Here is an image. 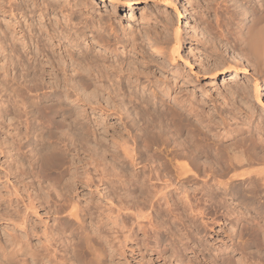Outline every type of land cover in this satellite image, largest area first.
Segmentation results:
<instances>
[{
  "label": "bare ground",
  "instance_id": "6f19581e",
  "mask_svg": "<svg viewBox=\"0 0 264 264\" xmlns=\"http://www.w3.org/2000/svg\"><path fill=\"white\" fill-rule=\"evenodd\" d=\"M101 1L112 5L118 2L125 9L133 4L132 0ZM173 1L169 3L172 7V12L176 13L179 21L180 8L178 3ZM246 3L243 9L240 6L241 11L230 9L228 6L225 7L224 11H221L227 14V17H225L224 33L220 31L219 40L221 41V37H224V42L229 45L230 50L244 56L246 64L241 67L242 71L246 72L247 66L251 67L252 89L256 102L261 104L259 97L260 86L264 84V0H247ZM44 4L45 9L50 6L54 10L51 2L47 3L46 0ZM57 8L63 12L61 6H57ZM25 9L23 10L21 6L9 4L7 11L14 21L9 20V18L6 19L5 15H3V24H0V72L3 77L8 78L9 82L11 81V84H17L18 87L22 84L28 87L29 90L34 91V94L28 96L29 91H25L26 89L23 93H19V88L14 87L18 92L15 97H19L21 107H28L25 105L27 100H23L26 97L23 94H27L28 99L31 98L33 100L31 101L34 105L33 109L29 111H25V109L23 111L24 114L31 113L32 117L37 118L36 120H41L45 124L44 128L47 130L46 136L40 141L42 157L47 164L46 166L37 164L33 173L38 178L40 176L43 178L44 175L42 174L45 171L51 172L52 170L57 173L60 180L65 174L69 176L65 181L66 184L61 188L59 186L60 193L57 192L59 199L54 202V207L55 213L58 214L59 225L71 234L72 230L75 231L77 227L74 226V228L69 222L82 224L87 213L78 199V184L75 180H72V178L76 177V172L71 165L80 151L82 153L87 151L89 156L86 160L87 164L91 165L93 171L98 172L94 187L100 196L106 200L105 222L97 221L98 223L95 227L97 237H90V234L85 232L80 239L85 251L93 256L94 261L85 252L81 251L80 264H99L101 261L104 253V248L100 242L102 238L100 227L102 226L108 227L111 256L113 258L120 254L125 255L127 251H130V253L137 251L141 255H143L141 251H145L148 256H146L147 260H145L144 264H155L156 262L159 264L160 260H162L161 264H170L168 261L171 258L178 264H182L181 255L188 249V243L187 241L179 243L182 242L181 238H176L172 225H181L180 229L182 227L186 231L183 233L185 239L191 242L195 236L200 235L202 232L206 233L213 224H216L212 213L208 209L207 201L210 202V205L208 204L209 207L215 206L218 209L229 207L226 212L231 211V214H233L235 207L230 206L232 203H226V197L228 196L231 197L232 201H237L238 205L255 206V223L250 217V221H244L245 219L239 213L234 215V217L232 216L233 218H228L231 225L229 229L223 231L227 239L225 248L216 249L215 254L211 256L213 257L212 259L209 256L206 257V251H209V247L200 242L198 249L193 248L194 257L187 258L186 263L205 264L204 262H196L197 254H200L205 258L207 264L212 263L217 258L221 260V264H264V138L260 134L264 127L256 125L254 134L256 133L257 135L255 136L257 137L255 138L249 131H246L248 133H242L243 136L237 137V131L234 128H229L224 132L227 139H218V142H212L210 147L211 143H208L210 139L208 140L207 132H201V129L194 123L195 120L201 123L204 116L203 111L194 104L191 98L187 96L184 99H178V97L173 96L174 103L170 106L168 104L169 110L167 109L168 111L164 112V115L168 116L165 120H169L174 124L173 131L168 134V132L163 130V111L159 112L158 109L153 108L152 112H149L150 109L148 108V111H145L146 117L144 114L139 113L137 108L141 107L143 103L147 102L148 104L150 98L147 99L148 97L146 98V96L145 98L140 97L139 93V97H135V95L130 93L127 96L129 97L127 98L128 102H126L131 105L132 111L134 108L136 109L134 110L135 115L138 114L144 118L142 120L146 126H138L133 121L128 123V118H132L130 108L127 107L125 101L123 102V107L121 104H117L116 111L113 109L115 111L114 115L117 114L122 122L121 124L124 125V130L128 132V139L115 143V155L113 157L117 164L120 162V164L124 165L127 163L124 159H127L132 167L140 165L141 170L136 171L134 168L130 175L127 176L122 173L121 165L117 166L116 163L109 169L106 163L102 161V156L98 155V153L102 152V149L97 152L94 151L98 150V146L102 144L97 137L96 128L89 123L90 121H87L85 108L68 107L65 100L70 99L76 103L80 102L82 106L88 104V107L93 110L92 100L103 96L100 92L108 88L104 85L105 83L102 79L110 81L117 78L115 80L117 86L113 82H111V86H114V88L112 87L114 91L119 93V90L124 87L122 85V75L116 69L108 70L111 66L105 63V56L99 59L97 56H91L86 53V50L92 53L91 45L85 42L87 39L86 32L83 31L82 27H76L77 23L73 22L71 12H63L65 16L64 23L69 29L62 31L57 29L60 23L58 20L55 21V25L58 24V26H53L51 29L45 22L39 23L37 26L32 25L28 14L32 11ZM45 9L44 11H46ZM39 11L40 17L47 15L42 10ZM5 13L6 11H3V14ZM19 14L21 17L23 16L22 22L18 18ZM169 19L172 25V18L170 17ZM87 26L86 24L85 28ZM71 29L73 30L72 33H70ZM180 31V27L177 25L173 31V45L170 47V51L168 50V59L169 57L175 59L176 56L180 55L179 49L184 41ZM82 36H84L83 42L86 43L84 47L79 42ZM32 37L35 38L34 49H30L28 43L29 40L31 43ZM91 38L94 44H101L102 47L109 49V51L115 50L114 44L111 43L109 38L99 34H93ZM62 39H66L71 45L68 46L67 42L64 43L63 50L60 51ZM74 48L81 50L78 52ZM156 52L158 51L156 50ZM65 57L71 60L72 66L75 64V67L73 66L72 68L75 74L70 78H67L66 75L67 63H65ZM236 65L230 62L222 63L217 65L214 70L211 68L213 71L210 73L216 75L228 71L237 72L238 66ZM95 67L98 70L94 74ZM18 68H21L24 72L23 76L26 79H23V83L16 80L15 77L9 78L8 72ZM56 71L60 72L61 76ZM46 75L52 79L51 82L45 81L44 77ZM43 86L49 88V91H44ZM89 86L93 87L90 93H86V91H82L83 93L78 92V88L87 89ZM233 88L235 89L234 92L240 90L237 85L233 86ZM42 89L43 91L40 92ZM107 94L109 98V93ZM165 95L169 96V93L165 92ZM151 96L153 97L152 99L159 98L162 102L164 100L161 96L159 97V94L157 96L155 90L151 91ZM164 103L166 104V102ZM4 104V102L0 104V107H4ZM120 106L124 113L117 111ZM106 115L109 116L110 114ZM193 117L196 118L194 121ZM27 119L26 117L25 123ZM96 125L103 126L98 120ZM257 139L263 143V148L260 151H257ZM91 142L94 148L92 151L89 150ZM209 148L214 150L211 155L213 165L205 166L204 163L201 169L197 161L198 156L201 153L206 155ZM119 153H122V157ZM56 158L61 161L58 166L53 163L55 160L58 161ZM91 180L92 176L86 171L84 181H87L88 186ZM104 180L105 182H103ZM198 181H202V185L199 188L192 187L191 190L187 189V185H193ZM99 185L104 186L102 187L104 193L102 189L98 188ZM212 186L216 187L212 190ZM31 208L33 213L37 214L36 205L32 204ZM231 214L226 216L230 217ZM25 221L22 216V218L12 221V225L23 230ZM245 235L249 236L254 242L252 246L253 252L249 250L250 244L247 241H240ZM175 240L179 244L175 243ZM26 241L20 235H15L7 240L8 244H4L0 240V254L3 257L7 253L16 254L18 257L22 256V258L25 255H30L31 264H66V257L63 258V255L58 256L55 248L51 249L47 245L45 251L41 253L37 247H29ZM233 252H240L246 255L247 259H245L247 261L240 260L235 263L231 256ZM254 256L255 261H253ZM242 258L244 259V257ZM18 264H28V262L24 258L19 260ZM125 264H131L127 257Z\"/></svg>",
  "mask_w": 264,
  "mask_h": 264
},
{
  "label": "rangeland",
  "instance_id": "374dc122",
  "mask_svg": "<svg viewBox=\"0 0 264 264\" xmlns=\"http://www.w3.org/2000/svg\"><path fill=\"white\" fill-rule=\"evenodd\" d=\"M170 1L173 0H132L133 4L125 9L122 8V5L118 2L112 5L107 2V4L102 1L100 2V0H47V3L51 2L53 5V10L50 6L45 9L44 3H46V0H0L1 25L3 24V15H5L6 19L9 18V20L14 21L7 11L9 4L21 6L23 10L26 8L25 10L32 11L28 13L30 16L29 21L31 20L32 25L37 26L39 23L45 22L51 29L53 26H58V24L55 25V21L58 20L60 23L57 29L62 31L64 29H69L64 23V13L67 11L71 12L73 22L77 23L76 27H82L83 31L86 32L87 39L85 42L91 45L92 53L87 50L86 53L91 56H97L99 59L105 56L107 58H105V63L110 64L112 67L108 70L116 69L117 72L122 75V85L124 87H122V90H119V93L114 91V86H111V82L115 83L117 78L115 80L111 79L112 81L102 79L105 83L104 85L109 89L105 88L104 91L100 92L103 96L92 100L91 105L94 106L93 110L88 107V104L82 106L80 102L76 103L70 99L65 100L68 107L85 108L87 121H90L89 123L96 128L97 137L102 144L98 146V150L94 151L97 152L102 149V152L98 153V155L102 156V161L106 163L109 169L117 164V161H115L113 157L115 155V143H120V141L128 139V132L124 130V125L121 124L122 122L119 120L117 114L114 115V112L118 107L117 104H121L123 107V102H128L127 98L129 97L127 96L130 93L135 95V97L140 96L145 98L146 96V98L148 97L147 99H152L151 91L155 90L157 96L159 94V97L161 96L164 99L163 102L159 100V98L149 99L148 104L146 102L143 103L141 107L139 106L137 111L144 114L146 117L148 108L150 109L149 112H152V109L156 108L159 112L163 111L162 115H164V112L169 110L168 107L174 103L173 96L178 97V99H184L187 96L191 98L194 104H196L198 108L200 107L199 109H201L204 114L201 123L197 122L194 117L192 119L193 121L195 120L194 123L201 129V132H207L208 140L210 139L208 143H211L210 147L212 146V142L216 143L218 139H227L224 132L229 128H234L237 131V137H241L243 136L242 133H248L246 131H249L255 138L257 137L255 136L257 134H254L256 125H262L264 127V84L260 86V104L256 102L255 94L252 89V80L250 79L251 67L247 66V71H242L241 67L246 64L244 56L236 51L230 50L229 45H226L224 42V37H221V41L219 40L220 31L224 33L225 17H227V14L221 11H224L226 6L230 9L241 11V8L243 9L247 4V0H174L175 3H178L180 8L179 13L181 15L179 16V21L176 13L172 12ZM57 6H61L64 13L59 11ZM43 8L46 11H44ZM39 10L47 13V15H42L40 17ZM3 11H6V13L3 14ZM170 17L172 18V25L169 22ZM18 18H20L22 22L23 16L21 17L19 14ZM86 24L88 28H85ZM177 25L180 27V34L184 37V41L179 49L180 55L176 56L175 59H171L170 57L168 59L167 54L170 51V47L173 45V31ZM72 32L73 30L71 29L70 33ZM93 34H99L105 38H109L111 43L114 44L115 48H113L116 52L109 51V49L102 47L101 44H94L91 38ZM34 39L35 38L32 39L31 43L30 40L28 41L30 49H34L35 47ZM83 40L84 36L80 38L79 42L84 47L86 43L83 42ZM66 42V39H62L60 51L63 50V44ZM70 45L68 43V46ZM74 50L79 52L81 49L74 48ZM156 50L158 52H156ZM1 59L3 58L1 57ZM65 59V63H67L66 75L67 78H70L75 74V71L73 72L72 70L75 64L72 66L71 60L68 57H65ZM227 62L235 65L237 64V72L228 71L216 75L210 73L217 65ZM97 70L98 68L95 69L94 74L97 73ZM56 72L61 76L60 72ZM8 73L10 79L15 77L16 80L20 82L26 79L23 76L24 72L21 68L10 70ZM44 78L47 82L52 81L47 75ZM235 85L240 89L238 92H234L235 89L233 86ZM14 87L17 89L19 88V93H23L26 89L25 91H29L28 96L34 94V91L29 90L28 87L22 84L19 87L17 84H11V81L9 82L8 78L3 77L0 72V104L3 102L6 104H4V107H0V240L3 241L4 244H8V242H6L7 240L13 238L15 235H20L23 239L27 240L26 242L29 244V247H37L41 253H43L47 245H49V248L56 249V254L58 256L63 255V258L66 257V264H80L82 252L87 254L80 242L82 235L87 232L90 234V237H97V232L95 230L98 223L97 221L101 223L105 222L104 213L107 209L106 200L100 196L94 187L98 172L93 171L91 165L87 164L86 160L89 157L87 151L83 153L80 151L81 153L79 152V155L77 157L75 156L74 163L71 167L75 169L76 177L72 178V180H75L78 184V199L81 201V205L87 213L82 224L68 221L73 227L76 226L77 228L75 231L72 230V234L66 232L59 225V220L57 219L58 214L55 213L54 202L58 201L59 198L57 194L60 193V188L66 184L65 181L69 176L65 174L62 180H60L57 173L52 170L51 172L45 171V173L42 174L44 175L43 178L41 176L38 178L34 175L33 170L37 164L45 166L47 164L40 150V141L46 136L47 130L44 128L45 124H43L41 120H36L37 118L35 119V117H32L33 115L31 113L24 114L23 111L25 109V111L33 109L32 107H34V105L31 102L33 100L31 98L28 99L27 94H23V96H26L23 100H27L26 102L24 101L25 105L29 108L21 107L19 97H15L18 92ZM43 89L44 91H49V88L45 86H43ZM43 89L40 90V92H42ZM92 89V86H89L87 89L78 88V92L83 93L86 91V93H90ZM163 91L168 92L169 96H166ZM107 93H109V98ZM115 94L117 95L115 96ZM164 102H166L167 105ZM121 106L117 111L124 113V111L121 110ZM127 107L130 108L129 110L131 111L132 117L128 118V123L133 121L136 122V125L145 127L146 124L142 120L144 118L140 117L138 114H134V110L136 109L134 108L132 111L129 103H127ZM100 108H103L101 109L102 111ZM108 113L110 114L109 116L106 115ZM165 116L166 115L162 116L164 122L163 130L169 134V132L171 133L173 131L174 124L169 120H165L168 117ZM26 117L29 119L26 121L27 125H25ZM56 117L59 118L58 116ZM149 118L151 117L149 116ZM97 120L101 122L104 127L97 126ZM260 134L264 138V130L261 131ZM257 144V151H260L263 148V143L257 139ZM89 147L90 151L94 149L92 142ZM208 150L206 155L201 153L198 156L197 161L201 169L204 163L205 166L213 165L211 155L214 150L213 148H209ZM119 154L122 157V153ZM59 158H56L58 161L55 160L53 162L55 166L60 164L61 161ZM124 160L128 163L127 159ZM127 163L122 165L119 162L117 164V166L121 165L120 168L123 174L127 176L130 175L134 168L136 171L141 170L140 165L132 167L130 163ZM214 166L216 165L214 164ZM84 171L85 173L83 174ZM86 171L92 176L89 186L87 185V181H84ZM103 182H105V180ZM201 185L202 181H198L186 187L191 190L192 187L199 188ZM102 187L104 186L99 185L98 188L101 190ZM215 187L216 186H212L211 189L213 190ZM102 191L104 193L103 189ZM226 199V203H232L230 206L235 207L233 214H231V211L226 212L229 207L226 209H218L215 206L209 207L210 202L207 201L208 209L212 213V217L216 224H213L211 229L209 228L206 233L202 232L200 235L195 236L191 242L185 239L183 233L186 231L182 229V227L181 231V225H172V230L174 231L173 233L176 234V238H181L182 242L179 243L181 244L186 241L188 243V249L181 255V259H183L182 264H187V258L194 257L193 248L198 249L200 242L209 247V251H206V257L209 256L212 259L213 257L211 256L215 254L216 249L225 248L227 239L223 231L230 228L231 224L228 218H233L234 215L239 213V215L245 219L244 221L247 220L248 222V220L250 221V219H252L255 223V206L238 205L237 201H232L230 196L226 197ZM32 204L36 205L37 214L33 213L31 208ZM228 214H231L230 217H227ZM22 216L26 221L23 230H20L12 225V221L17 218H22ZM100 230L102 234L100 242L101 246L104 248V253L99 264H125L126 257L131 264L145 263V260H147L146 256H148L145 251H141L143 255L137 251H133L134 253L127 251L125 255L120 254L113 258V256H111L110 233L108 227L102 226ZM240 241H247L248 244H250L249 250L253 252L252 246L254 242L249 236L245 235ZM175 243L179 244L176 240ZM87 255L94 261L92 255ZM231 256L235 263L247 259L246 255L240 252H233ZM242 257H244V259ZM24 258L28 264H31L30 255H25L22 258V256L18 257L16 254L7 253L4 257L0 254L1 264H18L19 260ZM254 259L255 256L253 261H255ZM141 260L144 261L142 262ZM160 261L159 264L162 263V260ZM168 262L170 264H178V262L174 261L172 258ZM196 262H204L207 264L205 258L200 254H197ZM155 264H157V262ZM210 264H221V260L217 258Z\"/></svg>",
  "mask_w": 264,
  "mask_h": 264
}]
</instances>
